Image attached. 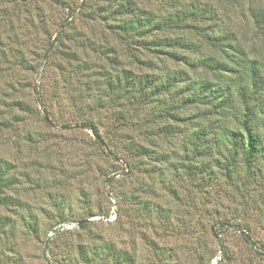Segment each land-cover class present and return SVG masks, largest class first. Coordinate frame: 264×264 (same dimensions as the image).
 <instances>
[{"label": "rangeland", "instance_id": "1", "mask_svg": "<svg viewBox=\"0 0 264 264\" xmlns=\"http://www.w3.org/2000/svg\"><path fill=\"white\" fill-rule=\"evenodd\" d=\"M131 1L157 18L169 13L166 0ZM190 1L215 12L204 32L264 61V23L249 11L264 0L181 3ZM104 8L95 0H0V160L11 167L0 264H264V158L249 168L238 157L229 173L215 164L220 150L191 162L187 133L215 116H199L201 106L181 110L195 117L185 126L160 116L171 98L134 107L113 92L123 70L211 77L127 42L110 29L114 20L96 16ZM178 53L220 57L205 44ZM67 223L78 227L61 229Z\"/></svg>", "mask_w": 264, "mask_h": 264}, {"label": "trees", "instance_id": "2", "mask_svg": "<svg viewBox=\"0 0 264 264\" xmlns=\"http://www.w3.org/2000/svg\"><path fill=\"white\" fill-rule=\"evenodd\" d=\"M95 1H101L105 6L95 11L96 16L103 14L106 19L114 20L116 23L110 29L124 36L127 42H139L155 58L172 63L183 62L194 71L200 70L211 77L190 80L183 72L166 70L133 75L123 70L110 84L113 92L125 96L134 107L139 106V102L145 104L159 101L161 97L171 98L169 104L159 101L161 106L164 104L160 116L175 123L184 122L185 126L195 117H182L181 110L201 106L207 113L199 116H215L216 120L208 117L206 124L194 123L187 133L185 142L191 162L198 157H211L215 150H220L221 161L215 159V164L218 169L229 173L238 157L249 168L257 158H264V103L261 102L264 61L250 59L232 38L215 35L213 31L204 32L214 20L213 9L198 1L181 3V0H166L169 13L157 18L138 8L131 0ZM249 11L255 22L264 23L263 5L249 7ZM176 31H186L198 39L192 41L186 36H173ZM201 44L213 49L220 57L208 55L190 61L178 53L180 50L196 52ZM14 106L19 108L20 103ZM230 117L235 128L229 127L225 121ZM133 150L141 155L147 154V150L139 146ZM197 164L195 161L193 167L187 165L185 172L194 174L192 169L197 168ZM10 172L11 167L0 160V204L6 203L1 193L11 186Z\"/></svg>", "mask_w": 264, "mask_h": 264}, {"label": "built area", "instance_id": "3", "mask_svg": "<svg viewBox=\"0 0 264 264\" xmlns=\"http://www.w3.org/2000/svg\"><path fill=\"white\" fill-rule=\"evenodd\" d=\"M114 215H111V218H114ZM78 224L77 223H67L66 225H62L61 229H74L77 228Z\"/></svg>", "mask_w": 264, "mask_h": 264}]
</instances>
